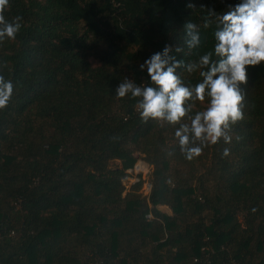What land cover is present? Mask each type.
<instances>
[{
    "label": "trees",
    "instance_id": "1",
    "mask_svg": "<svg viewBox=\"0 0 264 264\" xmlns=\"http://www.w3.org/2000/svg\"><path fill=\"white\" fill-rule=\"evenodd\" d=\"M0 264H264V0H0Z\"/></svg>",
    "mask_w": 264,
    "mask_h": 264
},
{
    "label": "built area",
    "instance_id": "2",
    "mask_svg": "<svg viewBox=\"0 0 264 264\" xmlns=\"http://www.w3.org/2000/svg\"><path fill=\"white\" fill-rule=\"evenodd\" d=\"M137 164L133 169H129L127 171V177L125 178V184L127 189L130 190L133 186L142 184V188L140 189V193L143 195L145 199H148L152 192V182L150 179V174L152 172V167L147 164L143 158H138ZM151 168V170H149ZM149 219H152L153 216L149 214L147 216Z\"/></svg>",
    "mask_w": 264,
    "mask_h": 264
},
{
    "label": "rangeland",
    "instance_id": "3",
    "mask_svg": "<svg viewBox=\"0 0 264 264\" xmlns=\"http://www.w3.org/2000/svg\"><path fill=\"white\" fill-rule=\"evenodd\" d=\"M216 113H217V109H213V110L209 111V122L211 125V132H210V138L211 139H213V137H214V127L213 126L215 125V119L214 118H215ZM149 170H151V168H149ZM161 210L170 213V210L167 207H161Z\"/></svg>",
    "mask_w": 264,
    "mask_h": 264
},
{
    "label": "water",
    "instance_id": "4",
    "mask_svg": "<svg viewBox=\"0 0 264 264\" xmlns=\"http://www.w3.org/2000/svg\"><path fill=\"white\" fill-rule=\"evenodd\" d=\"M217 112H218V110H217Z\"/></svg>",
    "mask_w": 264,
    "mask_h": 264
}]
</instances>
